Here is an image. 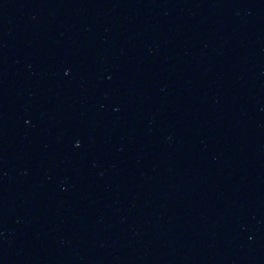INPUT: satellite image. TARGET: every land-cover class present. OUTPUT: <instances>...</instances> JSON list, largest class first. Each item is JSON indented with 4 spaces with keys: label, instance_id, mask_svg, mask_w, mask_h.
<instances>
[{
    "label": "water",
    "instance_id": "95a60500",
    "mask_svg": "<svg viewBox=\"0 0 264 264\" xmlns=\"http://www.w3.org/2000/svg\"><path fill=\"white\" fill-rule=\"evenodd\" d=\"M0 264H264V0H0Z\"/></svg>",
    "mask_w": 264,
    "mask_h": 264
}]
</instances>
